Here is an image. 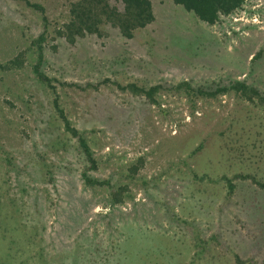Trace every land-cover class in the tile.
Masks as SVG:
<instances>
[{
  "label": "rangeland",
  "instance_id": "374dc122",
  "mask_svg": "<svg viewBox=\"0 0 264 264\" xmlns=\"http://www.w3.org/2000/svg\"><path fill=\"white\" fill-rule=\"evenodd\" d=\"M31 1L46 29L38 10L0 0V62L25 58L0 70V264H264V189L253 181L264 183V107L176 88L240 80L264 95V0L212 25L151 0L155 19L132 38L107 26L74 43L56 33L73 0ZM43 30L53 91L33 71ZM115 82L159 85L157 103ZM54 92L97 160L89 174L107 184L84 185ZM111 187H123L120 203Z\"/></svg>",
  "mask_w": 264,
  "mask_h": 264
},
{
  "label": "trees",
  "instance_id": "16d2710c",
  "mask_svg": "<svg viewBox=\"0 0 264 264\" xmlns=\"http://www.w3.org/2000/svg\"><path fill=\"white\" fill-rule=\"evenodd\" d=\"M22 1L26 6L38 10L42 16L44 27L46 29V16L44 13V7L39 3L32 2L31 0H16ZM175 4L182 6L185 10L193 12L200 21L212 25L215 24L220 17L229 16L242 7L244 0H172ZM121 4V7L116 4L113 5L109 0H73L69 3L68 13L66 21L56 30L58 35H61L69 43H74L78 37L85 35H95L102 37L106 34V27L110 26L118 30L119 34L123 38H132L137 30L145 28L148 24L152 23L155 19L152 1L151 0H117ZM45 39V30L34 41L37 49V63L33 67L36 79L44 84L46 87L53 91V85L51 84V78L45 75L40 70V65L43 59L42 55V42ZM24 52H19L14 58L1 63L0 70L12 71L21 68L24 64L25 58ZM257 53L252 57L256 58ZM251 59V60H252ZM106 81V80H104ZM62 85L78 86L85 90L88 87L97 89L100 83L92 84L87 83L86 86H79L76 84H70L62 82ZM115 85L121 90H131L139 96H145L148 99V103L156 104L157 100L155 94L159 91L161 86L154 85L148 88L142 86H136L135 84L121 85L115 82ZM178 90H182L189 96L195 94L201 96L215 97L220 93L234 92L237 98H243L250 103H259L264 107V95L259 92L254 86L248 85L245 81H234L229 86H217L214 90H204L202 88H193L189 82L182 81L176 85ZM53 104L57 110L61 120L63 121L64 128L71 134L72 137L77 139L78 147L82 152L84 159L86 160V166L81 173V178L85 186H103L107 184L106 181H101L94 178L90 171L97 168V160L94 157L85 136L73 127L69 119L65 116L63 109L58 103V96L54 92ZM143 159L138 160L137 165H133L132 174L135 173L138 166L142 164ZM245 178L247 176H241ZM228 184L229 194L232 193L234 185L231 183V179L223 177ZM261 188L264 189L263 182H256ZM123 187L110 189L111 203L117 204L122 201ZM110 201V200H109ZM109 204V205H113Z\"/></svg>",
  "mask_w": 264,
  "mask_h": 264
}]
</instances>
